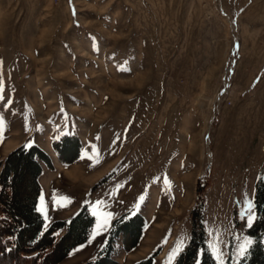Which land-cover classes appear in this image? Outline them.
<instances>
[{"label": "rangeland", "instance_id": "374dc122", "mask_svg": "<svg viewBox=\"0 0 264 264\" xmlns=\"http://www.w3.org/2000/svg\"><path fill=\"white\" fill-rule=\"evenodd\" d=\"M0 120V161L38 145L62 194L119 185L168 258L198 211L238 264L264 182V0H0ZM66 135L70 167L49 149Z\"/></svg>", "mask_w": 264, "mask_h": 264}, {"label": "trees", "instance_id": "16d2710c", "mask_svg": "<svg viewBox=\"0 0 264 264\" xmlns=\"http://www.w3.org/2000/svg\"><path fill=\"white\" fill-rule=\"evenodd\" d=\"M64 163H72L80 153L77 137L66 135L53 143ZM40 161L52 166L49 155L38 145H21L0 161V261L10 264H58L72 247L84 242L94 224V216L84 206L69 220H58L48 228L37 204L41 192L38 177L42 172ZM256 210L258 218L247 233L254 238L253 244L238 264H264V182L257 187ZM193 230L189 243L178 255L175 264H217L207 246L202 215L194 212ZM144 227L140 214L115 219L111 234L98 258L85 264H119L112 259L114 242L124 234L127 250L138 244ZM66 233L56 242V232ZM136 264H152L158 254ZM227 264H232L230 257Z\"/></svg>", "mask_w": 264, "mask_h": 264}, {"label": "crops", "instance_id": "0c3cea01", "mask_svg": "<svg viewBox=\"0 0 264 264\" xmlns=\"http://www.w3.org/2000/svg\"><path fill=\"white\" fill-rule=\"evenodd\" d=\"M49 149L54 150L52 143H50ZM40 163L42 172L38 177V181L41 186V192L37 208L44 218L45 227L48 228L56 220H69L73 218L85 205L95 219L94 224L90 228L88 238L84 242L72 247L68 255L58 264H85L95 260L99 255L98 253L106 245L113 221L125 213L142 215L144 227L138 244L130 250L125 248L123 233L116 240L111 257L119 264H136L147 259L168 238L167 230L159 226L157 217L152 212L149 214L137 210L134 202H131L130 205L126 204L128 203V198L122 193V188L119 185L113 191L102 189L97 193L87 190L86 200L84 198H80L79 200L76 196H68L59 191L57 179L59 177L58 172L60 171L54 169L57 165L55 162H52L53 168L48 166L44 161H40ZM61 164L66 167H70L71 165L69 163L63 164L62 162ZM66 169L69 170L70 168ZM105 221H107L106 225ZM184 247H181L170 258L167 257L168 253H170L169 249L168 251L167 249L159 250L152 264H175L178 255ZM216 263L218 264L219 262L216 261Z\"/></svg>", "mask_w": 264, "mask_h": 264}, {"label": "snow or ice", "instance_id": "6c2138e0", "mask_svg": "<svg viewBox=\"0 0 264 264\" xmlns=\"http://www.w3.org/2000/svg\"><path fill=\"white\" fill-rule=\"evenodd\" d=\"M3 125V121L0 120V127H2ZM249 213H251V204L249 205ZM254 214H250L248 219H249V222H251L253 219H254ZM107 221H105V225H106ZM103 227V226H102ZM98 234V233H97ZM252 243L251 240H246L244 243H242L239 247V255L240 256H244L247 252V248L248 246ZM219 255H223L222 252H219Z\"/></svg>", "mask_w": 264, "mask_h": 264}]
</instances>
